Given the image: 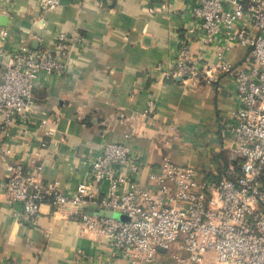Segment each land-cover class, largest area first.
I'll list each match as a JSON object with an SVG mask.
<instances>
[{"label": "built area", "instance_id": "built-area-1", "mask_svg": "<svg viewBox=\"0 0 264 264\" xmlns=\"http://www.w3.org/2000/svg\"><path fill=\"white\" fill-rule=\"evenodd\" d=\"M61 0H41L44 13ZM199 51L181 42L167 65L157 64L159 81L216 84L232 79L233 106L221 123V158L204 174L164 154L139 182L141 164L126 141H103L89 163L85 181L66 192L59 181L42 179L40 152L57 144L58 118L43 114L35 123L41 135L29 168L20 158L6 164L4 198L17 220L32 223L47 203L102 243L106 259L128 264H159L160 256L176 264H264V0H196ZM80 34L61 31L51 46L32 49L25 42L9 57L0 74V157L15 155L11 131L20 145L30 142L36 105L32 91L40 76L64 74ZM246 51L238 64L226 60L233 48ZM179 78V79H178ZM156 99L149 94L144 115L154 117ZM128 137H126L127 139ZM169 141L162 144L166 149ZM212 175L213 177L209 176ZM99 208L120 215H90ZM124 217V218H123Z\"/></svg>", "mask_w": 264, "mask_h": 264}, {"label": "crops", "instance_id": "crops-1", "mask_svg": "<svg viewBox=\"0 0 264 264\" xmlns=\"http://www.w3.org/2000/svg\"><path fill=\"white\" fill-rule=\"evenodd\" d=\"M195 1L61 0L44 13L41 0H0V74L23 42L32 49L48 47L61 31L85 38L72 50L64 74L37 80L29 145H20L13 128L16 153L11 160L0 157V264H128L106 259L103 244L63 217L67 212H54L44 203L32 223H23L6 202V164L20 158L29 168V153L41 138L35 123L43 114L57 117L58 124L57 144L42 150L37 161L43 163L42 179L59 181L70 194L85 181L103 141L127 142L140 161L144 187L164 154L199 174L217 165L221 123L233 106L231 76L224 74L213 85L185 86L159 81L154 70L157 64L167 65L181 42L199 51ZM245 54L236 47L226 60L238 64ZM149 94L157 101L154 117L143 114ZM166 258L161 255L159 264H167Z\"/></svg>", "mask_w": 264, "mask_h": 264}, {"label": "water", "instance_id": "water-1", "mask_svg": "<svg viewBox=\"0 0 264 264\" xmlns=\"http://www.w3.org/2000/svg\"><path fill=\"white\" fill-rule=\"evenodd\" d=\"M86 211L90 215H94L98 217H104V218H120L121 217L120 215L116 213H112L111 211H106V210H102L99 208H87Z\"/></svg>", "mask_w": 264, "mask_h": 264}, {"label": "rangeland", "instance_id": "rangeland-1", "mask_svg": "<svg viewBox=\"0 0 264 264\" xmlns=\"http://www.w3.org/2000/svg\"><path fill=\"white\" fill-rule=\"evenodd\" d=\"M124 218V217H123ZM167 260H168V263L167 264H176V263H174L173 261H172V259H170L169 257L168 258H166ZM206 264H213V262L209 259L207 262H206Z\"/></svg>", "mask_w": 264, "mask_h": 264}]
</instances>
